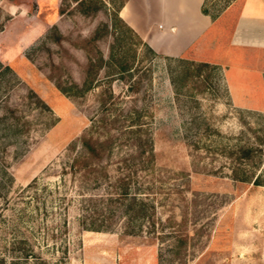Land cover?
I'll return each instance as SVG.
<instances>
[{
	"label": "rangeland",
	"instance_id": "rangeland-1",
	"mask_svg": "<svg viewBox=\"0 0 264 264\" xmlns=\"http://www.w3.org/2000/svg\"><path fill=\"white\" fill-rule=\"evenodd\" d=\"M120 1L0 0V264H264V185L231 171L236 145L255 143L264 173V109L237 106L220 67L153 56L114 19ZM107 89L153 115L156 235L79 223L70 149Z\"/></svg>",
	"mask_w": 264,
	"mask_h": 264
},
{
	"label": "trees",
	"instance_id": "trees-1",
	"mask_svg": "<svg viewBox=\"0 0 264 264\" xmlns=\"http://www.w3.org/2000/svg\"><path fill=\"white\" fill-rule=\"evenodd\" d=\"M125 1L121 0L117 5L114 19L138 36L118 15ZM203 12L215 17L205 6ZM142 44L153 56L157 55L144 41ZM113 58L115 73L129 82L131 78L126 77L132 76L133 63L126 62L123 57ZM198 66L197 71L201 67L219 68L207 62H200ZM191 74L186 71L184 77L188 78ZM139 84V80L132 81L128 90H136ZM57 85L65 90L60 84ZM152 121L153 115L146 103L127 102L111 89H107L99 98V107L90 119L88 129L80 137L78 147L70 149L73 152L68 164L80 204L79 223L84 229L111 231L119 225L128 235L145 232L157 234L156 196L162 183L155 168ZM258 152L261 153V147L255 143L236 145L235 159L238 163L231 170L234 179L264 185V173L253 168L262 163ZM248 165L252 168L246 167Z\"/></svg>",
	"mask_w": 264,
	"mask_h": 264
},
{
	"label": "crops",
	"instance_id": "crops-1",
	"mask_svg": "<svg viewBox=\"0 0 264 264\" xmlns=\"http://www.w3.org/2000/svg\"><path fill=\"white\" fill-rule=\"evenodd\" d=\"M206 0H126L119 17L156 53L215 64L239 107L264 109V0L234 1L214 18Z\"/></svg>",
	"mask_w": 264,
	"mask_h": 264
}]
</instances>
